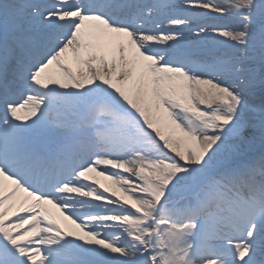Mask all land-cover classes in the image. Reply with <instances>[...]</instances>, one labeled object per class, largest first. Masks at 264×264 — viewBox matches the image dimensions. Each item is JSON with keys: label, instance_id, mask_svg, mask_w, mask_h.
<instances>
[{"label": "snow or ice", "instance_id": "snow-or-ice-1", "mask_svg": "<svg viewBox=\"0 0 264 264\" xmlns=\"http://www.w3.org/2000/svg\"><path fill=\"white\" fill-rule=\"evenodd\" d=\"M0 264H264V0H0Z\"/></svg>", "mask_w": 264, "mask_h": 264}, {"label": "bare ground", "instance_id": "bare-ground-1", "mask_svg": "<svg viewBox=\"0 0 264 264\" xmlns=\"http://www.w3.org/2000/svg\"><path fill=\"white\" fill-rule=\"evenodd\" d=\"M95 175V174H93ZM100 179L102 180V182L108 183L107 181H104L103 177H100Z\"/></svg>", "mask_w": 264, "mask_h": 264}]
</instances>
